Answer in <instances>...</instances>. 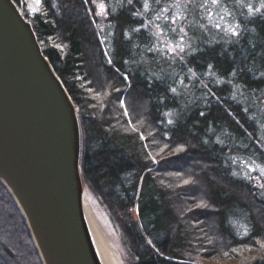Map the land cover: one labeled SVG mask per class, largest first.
I'll list each match as a JSON object with an SVG mask.
<instances>
[{
  "label": "trees",
  "instance_id": "trees-1",
  "mask_svg": "<svg viewBox=\"0 0 264 264\" xmlns=\"http://www.w3.org/2000/svg\"><path fill=\"white\" fill-rule=\"evenodd\" d=\"M12 1L76 109L84 191L109 213L126 264H264V198L242 175L264 168V8L222 3L237 36L193 32L204 18L185 10L188 49L173 58L149 50L182 35L168 22L158 32L157 0L148 11L106 0L104 20L94 0H41L33 16ZM0 264H40L1 181Z\"/></svg>",
  "mask_w": 264,
  "mask_h": 264
},
{
  "label": "water",
  "instance_id": "water-1",
  "mask_svg": "<svg viewBox=\"0 0 264 264\" xmlns=\"http://www.w3.org/2000/svg\"><path fill=\"white\" fill-rule=\"evenodd\" d=\"M76 109L31 24L0 0V181L40 264H116L88 211Z\"/></svg>",
  "mask_w": 264,
  "mask_h": 264
},
{
  "label": "rangeland",
  "instance_id": "rangeland-1",
  "mask_svg": "<svg viewBox=\"0 0 264 264\" xmlns=\"http://www.w3.org/2000/svg\"><path fill=\"white\" fill-rule=\"evenodd\" d=\"M121 1H118V5L121 4ZM143 5L145 3L149 4V1L151 0H139ZM172 3L167 2V0H157L155 5L158 6L156 10L154 9L153 15L151 16L152 22H154L155 26L160 25L161 23L168 22V26H166L167 31H171L173 27L178 28V33L179 29L182 27L183 29L187 26L189 23H184L185 26H181V22L187 21L189 18L187 17L186 11L189 10H195L193 7H188L185 9L182 7V4L185 2V0H171ZM231 0H221L219 6H214L211 5L210 0H195L196 5H197V12L199 15V18H204V22L200 26H195L191 25V29L195 33H199L203 31V28H207V26H212L213 33H223L226 36V34L223 29L224 28H229L231 29L232 26H236L235 30L237 29V24L234 23L233 21V14L231 9L229 8H224V5L222 4L223 2H229ZM129 2V0H127ZM208 3L207 8H201L199 7L200 4L203 3ZM264 2V0H235L233 1L234 7H241V8H248L250 10H253L255 12H260L263 10L261 8V3ZM21 4H23L26 13L29 16H33L35 14H38L40 12L41 6H37L35 3V0H21ZM103 4L104 8L101 9L100 5ZM176 5L173 7L172 5ZM93 6H94V14L96 17H98L100 20H104L106 17V12H107V2L106 0H94L93 1ZM232 6V5H230ZM144 10L145 7L143 6ZM190 8V9H189ZM167 9V11H165ZM149 10V5L146 11ZM193 10V11H194ZM180 11V13H179ZM206 11V13H205ZM22 13V11H20ZM171 14L170 18H167V15ZM174 13H178V15L181 17L175 25L172 24V19ZM24 16V15H23ZM157 16L160 17V19H157ZM223 17V19H221ZM182 22V23H183ZM219 23L221 25V30H217L215 25ZM237 31V30H236ZM158 32H160V27H158ZM152 33H157V29L152 30ZM230 33V32H229ZM185 50L188 49V46L184 44ZM235 92L236 95H234L238 100L247 108V99L245 98L243 92L241 91L240 86L235 87ZM258 96L262 97L264 96V93H260ZM186 97V95H185ZM261 105H264V100L261 102ZM261 135H259V139L262 140L264 144V125H262L260 132ZM263 168L261 166L257 165H246V170L243 171L242 175L245 177H250V180L254 186V188L257 190L258 195L264 198V174H261L260 169ZM84 199H85V204L90 212L92 219L95 223V226L97 230L99 231L100 235L102 236V239L105 241L106 246L110 249V251L113 254L114 261L116 264H126L125 259H124V249L121 245L120 237L118 233L116 232L115 228L112 225L111 218L107 210L101 207V205L96 202L91 196H86V193L84 192ZM203 264H232L233 262L230 260H219V261H213V260H204L202 261Z\"/></svg>",
  "mask_w": 264,
  "mask_h": 264
},
{
  "label": "snow or ice",
  "instance_id": "snow-or-ice-1",
  "mask_svg": "<svg viewBox=\"0 0 264 264\" xmlns=\"http://www.w3.org/2000/svg\"><path fill=\"white\" fill-rule=\"evenodd\" d=\"M131 2H132V0H129V3H131ZM220 2H221V0H210L211 5H214V6H219ZM35 3H36L37 6H39L40 3H41V0H35ZM172 6L175 7L176 5L174 4ZM189 6L195 8L197 6L195 0H185V2L182 4V7H184L185 9H187ZM144 7H145V10H147L148 4L145 3ZM199 7H201V8H207L208 7V3L206 2V3L200 4ZM100 8L103 9L104 8V5L101 4L100 5ZM261 8H264V2L261 3ZM165 11H167V9H165ZM157 19H160V17L157 16ZM179 19H181V17L179 15L174 14L173 15V19H172V24L175 25L176 22ZM221 19H223V17ZM215 27H216L217 30H221V25L219 23H217L215 25ZM235 28H236V26H232L231 29L224 28L223 31L226 34H228L230 32V34L232 36H237L238 35V32L235 30ZM176 30L177 29L175 27H173L171 29L172 32H176ZM136 31H139V29H136ZM179 32L182 34L181 35V39L179 41H177L175 43L168 42V41H164V46H162L160 48L149 49V50L150 51L155 50V51H159V52H167V54L169 56L173 57V58H175L176 56L184 53L185 52V47H184L185 39L184 38L187 36V33L184 32V29L182 27L179 29ZM157 39L159 40V33H157ZM182 58L183 57L181 56V59ZM124 79L127 80L128 77L125 76ZM172 91L175 92L176 89L173 88ZM120 105H121L122 108L125 107V104H124V101L123 100L120 101ZM124 114L125 115H128L127 111H125ZM201 115H203V113H201ZM170 123H171V121H170ZM161 151H163V149ZM233 163L235 164L236 163V160H233ZM260 171H261V174H264V168H261Z\"/></svg>",
  "mask_w": 264,
  "mask_h": 264
},
{
  "label": "bare ground",
  "instance_id": "bare-ground-1",
  "mask_svg": "<svg viewBox=\"0 0 264 264\" xmlns=\"http://www.w3.org/2000/svg\"><path fill=\"white\" fill-rule=\"evenodd\" d=\"M102 238V237H101ZM103 240V239H102ZM104 244H105V241L103 240Z\"/></svg>",
  "mask_w": 264,
  "mask_h": 264
}]
</instances>
